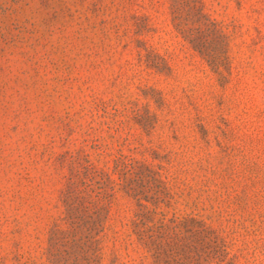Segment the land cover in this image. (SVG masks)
Listing matches in <instances>:
<instances>
[{"label": "rangeland", "instance_id": "rangeland-1", "mask_svg": "<svg viewBox=\"0 0 264 264\" xmlns=\"http://www.w3.org/2000/svg\"><path fill=\"white\" fill-rule=\"evenodd\" d=\"M0 264H264V0H0Z\"/></svg>", "mask_w": 264, "mask_h": 264}]
</instances>
